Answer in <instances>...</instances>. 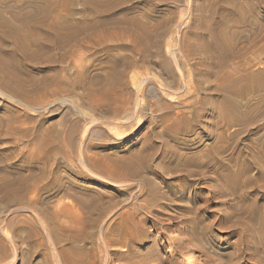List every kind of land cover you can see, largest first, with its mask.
Returning a JSON list of instances; mask_svg holds the SVG:
<instances>
[{
	"label": "rangeland",
	"instance_id": "obj_1",
	"mask_svg": "<svg viewBox=\"0 0 264 264\" xmlns=\"http://www.w3.org/2000/svg\"><path fill=\"white\" fill-rule=\"evenodd\" d=\"M0 264H264V0H0Z\"/></svg>",
	"mask_w": 264,
	"mask_h": 264
},
{
	"label": "bare ground",
	"instance_id": "obj_2",
	"mask_svg": "<svg viewBox=\"0 0 264 264\" xmlns=\"http://www.w3.org/2000/svg\"><path fill=\"white\" fill-rule=\"evenodd\" d=\"M32 41V39H30L29 40V42H31ZM182 143H183V145H186L187 143H188V140L186 139V138H184V139H182ZM181 143V144H182ZM212 158H214V160L216 161V164L218 165V164H221L222 166H224L225 167V169L226 170H228V171H226V173L224 174H222L223 175V177H225V178H227L228 179V181H229V183L231 184V187H232V191L234 192V194L235 195H238V197H240L241 199H246L247 198V196L249 197V196H251V195H254V194H256L257 192H259V191H257V190H253V191H249L248 193L247 192H244V190L245 189H247L245 186V182H243L242 181V177H241V175H244V171H238V172H236V171H233V170H229V168L228 167H226V162L227 161H229V163H233V164H235V163H239V157L238 156H235V155H233V156H229L228 158L224 155V151L222 150H220V151H218V152H216L215 153V155H212ZM196 162H197V159H194ZM183 162H185V163H190L191 161H190V159L189 158H185L184 160H183ZM228 163V162H227ZM208 165V164H207ZM221 166V167H222ZM223 168V167H222ZM187 178V177H186ZM182 183V181L181 180H177V179H174V180H172V181H169V182H164V187H166V188H171V187H173V186H176V185H180ZM190 188V187H189ZM218 193H216V195H217ZM173 195H175L176 197H178V198H185L186 197V194H185V192H183L182 190H178L177 192H175ZM191 196H193V197H195L194 196V194H192ZM143 200L145 199V200H147V199H149V197H150V195L148 194L147 195V192H145V193H143ZM239 198V199H240ZM187 199H188V197H187ZM189 201V200H188ZM257 209L258 208H254V210H255V213H256V211H257ZM143 210V209H142ZM182 210L183 211H185V212H192V209H191V207H183L182 208ZM139 208L136 210L135 208H133V210H132V214L136 217V218H138L137 216H138V214H139ZM141 211V210H140ZM179 240L181 241V242H184V243H187L188 245H189V248L191 249V250H194V245L193 244H191V243H189V242H187V240H186V238L183 236V235H181V236H179ZM65 261V260H64Z\"/></svg>",
	"mask_w": 264,
	"mask_h": 264
}]
</instances>
